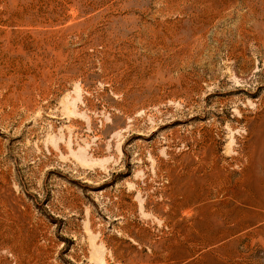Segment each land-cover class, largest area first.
<instances>
[{"label": "rangeland", "instance_id": "1", "mask_svg": "<svg viewBox=\"0 0 264 264\" xmlns=\"http://www.w3.org/2000/svg\"><path fill=\"white\" fill-rule=\"evenodd\" d=\"M0 264H264V0H0Z\"/></svg>", "mask_w": 264, "mask_h": 264}]
</instances>
